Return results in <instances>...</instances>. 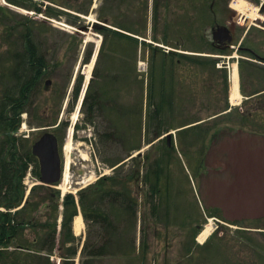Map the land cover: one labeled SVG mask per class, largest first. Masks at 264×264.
<instances>
[{
	"label": "rangeland",
	"instance_id": "obj_1",
	"mask_svg": "<svg viewBox=\"0 0 264 264\" xmlns=\"http://www.w3.org/2000/svg\"><path fill=\"white\" fill-rule=\"evenodd\" d=\"M5 1L8 3L7 0ZM22 1L26 4L24 7L14 4L4 5V2L0 0V4L5 6V13H0V96L11 90L15 83L13 71L25 50L24 37L30 33L38 45L39 53L45 56L47 69L46 75L41 78L40 85L31 98L32 105L29 111L22 115L26 125L18 130L17 134L20 137H26L24 141L31 145L45 131L44 127L54 123L51 130L59 138L63 162L62 179L57 187L42 188L38 176L33 173L26 176L25 181L29 186L38 184L32 194L34 202L40 195L47 194L48 197L46 204L36 206L33 211L28 212L29 217L32 213L34 214V223H38V226L36 228L27 226L24 230L25 239L30 241L29 239L38 235V232L42 230L40 223L53 220L58 206L54 197L56 190L63 193L73 191L78 200L82 194L80 200L83 199V203H80V209L87 215V218L83 219L84 225L81 233H77L73 228V234L78 239L81 238L80 248L85 239L89 241L91 250L106 245L103 255L92 258L94 259L93 264H184L182 257L189 253L187 246L193 247L192 237H189L187 232L185 234V229L192 231L193 226L191 225L197 224L199 217L202 218L201 223L204 226L209 222V217L216 215L220 218V215L210 209L200 210L196 198L186 190L187 195L181 201L182 204L185 201V205L182 206V221L185 223V220L188 222L191 219L192 223L185 225V229L172 221L167 230L163 227L165 216L152 215L148 204L140 207L138 219L140 223L136 229L130 225V217H127V221H125L126 217L123 218L122 211L114 200V192L105 194L120 188L117 179H99L104 174L116 176L122 172L126 175V172L131 169L132 159L125 161L123 164L125 166L121 170L118 165L116 169L110 165L130 156L144 138H150L146 134L147 124L151 125L153 121L148 115L150 111H145L147 84L156 86L158 91L156 96L160 94L162 87L165 93L169 90L173 93L171 114L167 118L163 115L162 125L170 124L175 127L185 121L204 118L202 125L208 133L203 141L199 142L202 145L200 151L197 152L199 158L203 156L205 145L211 134L226 124L232 127L243 126L253 129L252 131L264 133V109L255 110L261 104L259 100L242 98L239 105L241 110L238 109L241 112L235 110L238 116L227 119L217 113L226 108L229 101L228 69H226V83L221 71L216 69L217 65L210 67L183 58L178 60V55L169 53L165 56L168 66L165 82L162 83L160 82L162 55L157 56L156 74L153 80L150 52L142 46L137 49L136 45L122 43L120 38H116L114 54L110 48L113 38L105 39V36L99 33L92 24L99 20V15L108 16L117 20L122 27L147 36L145 38L148 41H153L156 37L159 41L168 42L169 46L165 45L167 50L170 48L183 52L189 49L185 51L192 53L190 50L197 48L202 50L199 54L212 56L216 53L211 54L210 52L217 51L212 50L209 44H205L206 40L211 38V25L214 21L223 23L231 21L235 26L234 47L232 51L224 54L226 55L224 62L227 64L229 61L230 64L235 61L232 55H238L241 60L242 52L236 50L240 43L258 49L264 54V22L254 24L248 19L245 27L238 25L230 18L233 12L230 7L225 6L224 0H220V4L214 6L215 14L210 9L211 0ZM35 5H38L41 11L35 10ZM74 9H83L84 13ZM252 9L254 10L253 5ZM71 13L79 14L81 18H73ZM260 14L264 16V13ZM82 25H85L87 30L81 28ZM181 34L186 35L184 39L183 36L180 37ZM104 41L105 45L102 47ZM100 48H102V53L95 67ZM90 49L92 54L90 60L86 62V54ZM169 51L172 52V50ZM93 59L95 63L93 62L91 67ZM219 63L222 64L220 60ZM240 72L242 92L249 93L264 87L262 71L260 73L243 66ZM113 73L118 78L113 83V87L117 90L116 96L110 99L100 97L98 105L101 102L100 107L101 105L104 107L100 109L98 105H95L94 113L89 114L88 103L83 107L81 103L86 85L88 86V79L89 81L92 77L93 80L95 79L91 89V94H93L97 91L101 92L102 87L110 83L108 78ZM77 74L83 76L82 88L79 97L74 101L72 82ZM47 78L51 80V83L45 86L44 82ZM142 80H144V85ZM108 107L114 108L109 109ZM249 110L253 113L251 116L247 114ZM66 120L68 121L66 126L59 125L60 121ZM202 125L195 129H200ZM147 142L141 146L145 147ZM68 158L70 159L69 179L71 183L69 187L63 188L61 183L67 169ZM92 174L95 178L89 180L85 186L76 184ZM74 188L77 189L74 190ZM51 193L54 196H51ZM59 206L60 212L62 207ZM98 210L107 215L106 221L95 219V211ZM121 221L125 224L122 229ZM157 224L159 226H156ZM118 225L120 228L117 227ZM233 225L231 228L222 224L213 234L216 241L219 242L220 237H223L228 242L226 256L234 262L238 261V264L264 262V257L255 255L254 249L248 246L239 234V229H246L243 230L244 234L264 248V232H260L264 231L262 230L264 219L239 222ZM213 235L208 240L212 239ZM135 236L136 243L135 240L133 241ZM143 239L146 241L142 242ZM68 245L70 243L66 246ZM8 249L12 250L14 246L11 245ZM200 254H207V252L201 251ZM53 258L58 262V255L54 254ZM36 264H45V260L37 259ZM75 264H82L80 257L76 258Z\"/></svg>",
	"mask_w": 264,
	"mask_h": 264
},
{
	"label": "trees",
	"instance_id": "obj_2",
	"mask_svg": "<svg viewBox=\"0 0 264 264\" xmlns=\"http://www.w3.org/2000/svg\"><path fill=\"white\" fill-rule=\"evenodd\" d=\"M9 1L17 5L23 4L22 0ZM35 8L41 10L37 5H35ZM79 11L84 10L79 9ZM0 13H5L4 7L1 5ZM73 17L78 18L77 16ZM98 18L110 25L116 27L120 26L116 20L108 16L99 15ZM74 21L76 22L77 20ZM94 26L98 32L105 36V39L107 37L113 38L110 48L115 54V39L121 38L119 36L120 32L98 23H95ZM123 36L125 37L123 38V42L128 45L133 43L138 45V39L128 35ZM142 43L145 48L152 47V49H161L157 46L154 47L151 44H147L146 42ZM104 45L105 41L102 47ZM24 49L22 56H20L21 60L13 71L15 76L13 87L0 96V207L4 208L0 209V264H36L37 259H44L45 264H55L51 259L52 254L63 257L61 264H75L74 258L78 252V246L75 245L77 239L72 233V222L74 216L77 214V204L76 197L73 193H66L62 201V227L58 240L57 220L60 214L59 190H56V193H54L55 196L52 193L50 194L55 197L56 204L58 205L53 220L40 223L42 230L38 232V235L29 239L30 241L25 239L24 230H26L27 226H33L35 228L38 226V223H34V214L32 213L29 217L28 212L33 211L36 206L38 207L46 204L48 195H40L38 200L34 202L32 199V194L36 189V186H34L27 202L22 207L18 208L22 204L26 193L24 177L30 164L35 161V157L32 154L29 143L24 141L26 139L16 136L14 132L19 128L21 114L28 110L32 102L31 98L35 94L36 89H38L40 80L45 74L47 67L45 56L39 53L38 45L31 37L30 33H27L24 37ZM91 53L92 50L90 49L86 54V62L89 60ZM101 53L102 48L100 49L99 56ZM159 55H162L161 64L163 67L166 64L165 52L162 54L153 52L151 64H156V59ZM186 58L194 62H201L213 66L215 64L211 59L198 60L196 57L191 56H187ZM82 77L83 76L80 74L76 79L73 94L74 100L78 97ZM108 80L110 83L102 87L101 92L97 91L91 94V89L95 81V79L93 80L92 78L83 100V106L88 103L89 114L94 113V107L98 105L100 97L102 98V96H104L110 99L116 96L117 90L116 87H113V83L116 82L118 78L115 73H113ZM95 96H97V98ZM161 101L164 102V99ZM100 104L98 106L101 109L103 106L101 105L100 107ZM113 108L114 107H110V109ZM67 123L68 121L62 122L65 126ZM115 164L116 162L112 163L110 166ZM100 179H116V177L110 175L103 176ZM41 186L45 189L48 188L45 185ZM80 198H82V194H80ZM81 201L83 202V199ZM85 216L87 217L86 214ZM95 216V219L102 220V222L108 219L107 215L100 210L95 212ZM244 233L245 231H239L244 242L254 249L255 255L264 257V248ZM215 239L213 235L212 239L208 240L204 245L188 247V255L182 257L184 264H235V262L238 264V261L235 260L234 262L233 259H229V257L226 256V245L228 242L223 237H220L219 242ZM67 243H70V245L66 246ZM11 245L14 246L12 250L1 249L2 247L7 248ZM89 245V241L87 240L81 252L80 261L82 264H93L94 259L92 258L103 255L104 248L106 247V245H102L101 247H95L91 250ZM201 251H205L207 254H200ZM260 264H264V262L262 261Z\"/></svg>",
	"mask_w": 264,
	"mask_h": 264
},
{
	"label": "flooded vegetation",
	"instance_id": "obj_3",
	"mask_svg": "<svg viewBox=\"0 0 264 264\" xmlns=\"http://www.w3.org/2000/svg\"><path fill=\"white\" fill-rule=\"evenodd\" d=\"M230 1L224 0V4L233 11ZM250 1L258 5L259 10L264 13V0ZM216 4H220V0H211L210 9L214 14V6ZM218 23V21H214L211 25V38L206 40L207 44L219 52L232 51L231 44L235 39V28L230 29V31L233 30V40L231 41H228L227 36L221 33L217 34V38H214V27ZM237 51L264 59L263 53L253 50L248 45L246 46L242 43L238 45ZM260 102L263 103L262 107H258L255 110L264 109V98ZM247 114L251 116L253 113L249 110ZM235 115L236 113L232 111L226 113L224 116L230 117ZM239 115L241 114L239 113ZM195 128L196 126L194 124L178 127L172 137L168 136L170 126L166 127L163 134H160L161 129H152L150 135L153 136V139L145 147H139L138 153L135 156H131L134 159L132 158L131 160L130 171L126 172V175L122 172L118 175L120 187L118 202L120 208L125 207L133 213L132 210H138V208L140 210L141 206L148 204L149 211L156 210L155 212L159 216H166L167 214V219L164 220L165 223L163 224V227L167 230H169L172 221L177 222L183 228L188 223H192L191 219L188 222L185 220V223L182 221V206L183 204L185 205V201L183 204L181 201L187 195L185 192L188 190L196 198L197 205L199 204L198 206L201 210L200 203L197 199L200 178L203 173L208 172L212 168L204 165V157L199 158L197 156V152L201 148V144L199 143L201 132ZM212 136L209 143L211 142ZM146 140L148 139L144 138L140 145L145 143ZM128 159L123 158L119 160L118 166H120V170L125 166L123 164ZM125 190H130L128 197L124 193ZM139 210L138 212L140 213ZM201 221L202 218L199 217V221L196 222L197 224L191 225L193 226L192 231L184 228L185 234L187 232V235L191 237L193 232L201 226ZM249 221H257V219L244 220V222ZM156 226H159V224Z\"/></svg>",
	"mask_w": 264,
	"mask_h": 264
},
{
	"label": "water",
	"instance_id": "obj_4",
	"mask_svg": "<svg viewBox=\"0 0 264 264\" xmlns=\"http://www.w3.org/2000/svg\"><path fill=\"white\" fill-rule=\"evenodd\" d=\"M229 29L214 27V37ZM50 80L46 84H50ZM40 160V180L52 186L61 179L62 165L58 139L45 132L33 145ZM205 164L210 169L200 179L199 194L205 207L221 209L228 220L264 217V134L222 129L213 138L206 152Z\"/></svg>",
	"mask_w": 264,
	"mask_h": 264
},
{
	"label": "bare ground",
	"instance_id": "obj_5",
	"mask_svg": "<svg viewBox=\"0 0 264 264\" xmlns=\"http://www.w3.org/2000/svg\"><path fill=\"white\" fill-rule=\"evenodd\" d=\"M231 7L233 8V11L231 10V12H233L232 15L233 18H231L232 15H230V18L236 22L238 25L245 27L247 24V20L250 19L252 20L254 24H256L257 22L263 21L264 22V16L261 15L260 13H262L258 7H256V5H253L254 10L252 9V4H250L249 2H246L245 0H235L231 2ZM250 12V13H248ZM249 23V21H248ZM63 25H66L67 27L69 25L62 23ZM233 22H228V23H223V22H219V29H223V30H227L229 29V33L231 34V36L233 37V30L230 31L231 28H234L235 26L233 25ZM93 61L91 62V67L93 66ZM233 67V75H232V85H231V100L233 103H238L241 94L239 91V72H238V66L237 63L232 64ZM69 146V145H68ZM85 156V155H84ZM86 159V157H85ZM69 165H70V159L68 158L67 162H66V170H65V174L63 176V180L61 183V187L66 188L70 186V179H69ZM94 175H90L88 176L86 179L81 180L79 182H77V184L80 185H86V183L91 180L94 179ZM77 188H74V190H76ZM66 191V190H64ZM84 225V221L81 215H77L74 221V229L77 233H80L82 230V227ZM212 231V226L210 223H208L203 230L200 232L199 234V240L203 241L205 240L208 235L211 233Z\"/></svg>",
	"mask_w": 264,
	"mask_h": 264
}]
</instances>
